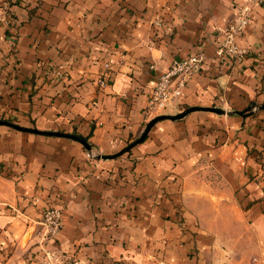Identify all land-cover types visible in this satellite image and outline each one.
Instances as JSON below:
<instances>
[{"label": "crops", "instance_id": "1", "mask_svg": "<svg viewBox=\"0 0 264 264\" xmlns=\"http://www.w3.org/2000/svg\"><path fill=\"white\" fill-rule=\"evenodd\" d=\"M245 2L0 0V121L34 130L0 125V264H45L50 206L49 245L76 264H264L263 5L237 37L250 56H215ZM200 51L202 71L151 116L159 78Z\"/></svg>", "mask_w": 264, "mask_h": 264}, {"label": "built area", "instance_id": "2", "mask_svg": "<svg viewBox=\"0 0 264 264\" xmlns=\"http://www.w3.org/2000/svg\"><path fill=\"white\" fill-rule=\"evenodd\" d=\"M258 5L264 6V0H246L240 6L227 26L221 30L223 40L216 50V58L223 62L225 59H245L250 56L248 48L240 47L237 37L245 30L252 20V15ZM164 21L159 18L155 21V26L162 27ZM206 61L204 52L191 54L189 57L175 61L168 72L163 74L152 92L149 102L148 112L151 116L167 111L180 98L181 91L188 81L202 71ZM110 63L105 64V68H110ZM61 74L55 72V77ZM108 78L102 76L100 87L105 88ZM40 241L39 245L43 251L45 264H76V258L66 253L62 248L50 246L60 235L62 229V209L50 206L43 214L39 222Z\"/></svg>", "mask_w": 264, "mask_h": 264}, {"label": "water", "instance_id": "3", "mask_svg": "<svg viewBox=\"0 0 264 264\" xmlns=\"http://www.w3.org/2000/svg\"><path fill=\"white\" fill-rule=\"evenodd\" d=\"M195 109H188L187 111L181 113V114H178V115H160V116H157L156 118L152 119L146 126L143 134L141 135V137L139 139H137L134 143H132L128 148H126L122 153H124L125 151H129L133 146L143 142L149 135V132L150 130L152 129V127L159 121H162V120H166V119H170V120H178V119H181L183 117H185L188 113H190L191 111H193ZM213 111H216V112H220L219 110H216V109H212ZM3 124H6L2 121H0V125H3ZM6 125H9V124H6ZM9 126H12V127H15L19 130H23V131H34V130H29V129H25V128H22V127H19L17 125H14V124H11ZM37 132V131H35ZM52 134V133H50ZM57 135H59L58 133H56ZM84 144V142H82ZM88 147V146H87ZM89 149V147H88ZM122 153H120L119 155H121ZM103 158H113V156H104Z\"/></svg>", "mask_w": 264, "mask_h": 264}, {"label": "trees", "instance_id": "4", "mask_svg": "<svg viewBox=\"0 0 264 264\" xmlns=\"http://www.w3.org/2000/svg\"><path fill=\"white\" fill-rule=\"evenodd\" d=\"M1 121L6 123V124H9V125L13 124L11 121L6 120V119H2ZM80 138H81V141L84 142V145L87 147V139L82 138V137H80Z\"/></svg>", "mask_w": 264, "mask_h": 264}, {"label": "rangeland", "instance_id": "5", "mask_svg": "<svg viewBox=\"0 0 264 264\" xmlns=\"http://www.w3.org/2000/svg\"><path fill=\"white\" fill-rule=\"evenodd\" d=\"M181 222H182V221H181ZM228 260H230V261H228V263H230V264H237V263H236V260H235V259L232 260V257H231V256L229 257Z\"/></svg>", "mask_w": 264, "mask_h": 264}]
</instances>
